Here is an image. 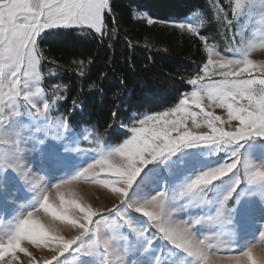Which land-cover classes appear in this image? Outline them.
<instances>
[{
    "label": "rangeland",
    "instance_id": "1",
    "mask_svg": "<svg viewBox=\"0 0 264 264\" xmlns=\"http://www.w3.org/2000/svg\"><path fill=\"white\" fill-rule=\"evenodd\" d=\"M206 2L207 9H198L182 23L207 32L205 19L212 15L216 20L209 37L203 36L213 52L207 48L209 63L199 78L216 86L206 88L203 94H191L197 89L193 86L181 99L178 115L162 116L156 122L163 124L153 136L157 144L183 137L189 146L144 166L123 203L125 168L100 163L98 158L124 142L107 145L90 129L74 134L62 127V117L51 116V108L41 115L36 109L43 110L45 93L34 98L36 108L26 105L23 97L4 93L0 101V243L16 234L10 251L23 253L12 264H27L28 257L32 264H52L58 256L57 264H199L161 234L154 222L134 210L161 192L169 197L168 211L174 220L186 222L208 246L210 264H225L223 258L241 256L256 245L255 254H260L264 248L260 243L264 180L250 182L249 176L264 168V137L229 146L209 143L204 135L193 142V130L220 136L218 125L235 129L239 112L264 102L257 95L220 86L255 78V83L264 87L260 79L264 77V0H241L231 27L221 22L222 12L217 9L228 11L231 18L230 4L234 7L235 0ZM216 52L219 55L213 60ZM225 59L237 63L229 65ZM36 86L43 88L42 81L29 88L34 91ZM234 152L241 160L240 167L204 188L203 202H193L190 194L181 195L199 175L231 162ZM122 155L129 163L138 159L129 153ZM234 188L233 195L244 196L237 198L232 208L227 202L221 223L214 217ZM21 221L24 227L17 234Z\"/></svg>",
    "mask_w": 264,
    "mask_h": 264
},
{
    "label": "trees",
    "instance_id": "2",
    "mask_svg": "<svg viewBox=\"0 0 264 264\" xmlns=\"http://www.w3.org/2000/svg\"><path fill=\"white\" fill-rule=\"evenodd\" d=\"M112 6L115 16L102 44L95 33L78 36L75 28L47 31L38 41L49 57L42 64V86L51 116L64 119L75 107L67 117L68 130L81 134L90 129L110 146L123 143L143 116L174 108L193 89L188 80L201 78L208 60L207 41L201 38L217 25L211 15L204 22L207 32L175 26L207 9L206 0H112ZM90 84L95 87L89 89ZM57 96L62 99L55 104ZM81 98H86L84 105L76 103ZM243 196L233 195L228 207Z\"/></svg>",
    "mask_w": 264,
    "mask_h": 264
},
{
    "label": "snow or ice",
    "instance_id": "3",
    "mask_svg": "<svg viewBox=\"0 0 264 264\" xmlns=\"http://www.w3.org/2000/svg\"><path fill=\"white\" fill-rule=\"evenodd\" d=\"M234 4V7L230 4L231 18L228 11L217 9L218 12H222L221 22L226 27H231L234 18L239 14L241 9V0H235ZM132 12L135 15V9H132ZM114 16L115 10L112 6V0H0V101H3L4 93L7 92L11 95L23 97L26 105L36 108L34 98L43 96L45 90L40 86H36L33 91L29 86L33 82L36 85H40V82L44 79L42 64L49 60V57L44 54L38 41L45 32L75 28L77 30L76 35L78 36H90L95 33L97 42L102 44L108 33V25ZM148 23L152 24L153 20L150 19ZM175 26L179 29H186L193 34L197 33L196 28L187 24L175 23ZM205 47L208 48L209 52H213V49L208 47L207 44H205ZM218 55L219 52H216L212 59L215 60ZM224 62L229 65L237 63L235 59H225ZM208 63L209 60L203 65V68ZM240 63H243V61H240ZM80 74L81 76L85 75L83 71ZM50 75L55 74L50 73ZM200 76L201 74H198L195 78L188 80L189 84L197 86V89L192 91L191 94L194 92L203 94L206 88L216 86L208 82H201ZM260 79L264 80V77H260ZM220 86L236 92L243 91L248 92L250 95H257L264 101V87L256 84L255 78L251 82L224 83ZM54 87L58 89L59 85L57 84ZM88 87L92 89L95 85L90 84ZM25 89L29 90L25 92ZM61 99L62 97L57 96L54 103L57 104ZM85 102L86 98L76 101L79 105H84ZM50 107L52 105L46 99V102L43 103V110L40 108L36 110L43 115L48 112ZM182 107L183 105L180 100L178 106L170 111L149 115L133 123L129 129L132 133L131 137L125 140L119 148L110 153L102 154L98 158L100 163H111L116 167L125 168L127 172L124 180L125 195L121 197V203L126 200L129 189L144 166L157 159L174 154L184 146H189L183 137L169 144H163L162 142L157 144L153 140V136L163 128V124L158 126L156 122L162 116L167 119L178 115ZM73 110H75V107L69 109L62 121V127L67 128L69 126L67 117L71 115ZM116 110L114 109L112 112L113 118L116 117ZM241 120L243 123H240ZM217 127L221 129L220 136H215L211 132L200 134L197 129H194L193 142H199L196 138L204 135L208 137L207 142L209 143L218 141L232 146L241 145L242 142L253 137H264V102L260 105H248L243 111L239 112V119L236 122L235 129L230 128L226 130L222 125H218ZM225 132L227 135H224ZM153 144L156 145L155 148L152 147ZM144 149H149V151L144 152ZM124 153L137 156L138 159L129 163L122 155ZM141 153L143 154L141 155ZM233 156L235 158L231 162L199 175L187 186L181 195L190 194L193 202H203L202 193L204 188L228 176L240 167L241 160L238 154L234 152ZM257 178L260 181L264 180V168L251 173L249 181L255 182ZM237 184H239V181H237ZM234 191L235 188L224 197V203L214 217V219L221 223L223 222L226 210H228L227 202L231 199ZM168 204L169 197L164 192H161L148 203L136 207L134 210L142 213L154 222L161 234L172 241L178 248L194 256L199 264H210L208 246L204 241L196 238L192 228L186 222L174 220L172 214L168 211ZM118 205L111 211L115 210ZM199 223L201 221L196 220V224ZM23 227L24 222L21 221L17 234ZM15 239L16 234L11 236L5 243H0V264H12L13 259H21V254L23 255V253H13L10 251L11 244ZM260 243H264V234L260 238ZM256 246L249 248L241 256H228L223 258V260L225 264H253V261H255V264H264V255L255 254L254 249ZM59 257L61 256L53 260L52 264H57ZM27 264H32L31 257H28Z\"/></svg>",
    "mask_w": 264,
    "mask_h": 264
},
{
    "label": "clouds",
    "instance_id": "4",
    "mask_svg": "<svg viewBox=\"0 0 264 264\" xmlns=\"http://www.w3.org/2000/svg\"><path fill=\"white\" fill-rule=\"evenodd\" d=\"M259 255H264V248L260 249V254ZM253 264H254V262H253Z\"/></svg>",
    "mask_w": 264,
    "mask_h": 264
}]
</instances>
